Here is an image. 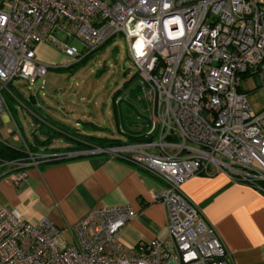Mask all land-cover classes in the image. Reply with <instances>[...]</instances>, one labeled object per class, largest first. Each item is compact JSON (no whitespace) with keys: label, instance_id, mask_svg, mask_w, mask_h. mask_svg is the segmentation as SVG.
I'll return each instance as SVG.
<instances>
[{"label":"built area","instance_id":"built-area-1","mask_svg":"<svg viewBox=\"0 0 264 264\" xmlns=\"http://www.w3.org/2000/svg\"><path fill=\"white\" fill-rule=\"evenodd\" d=\"M119 33L136 77L115 101L132 107L144 138L27 152L0 166L16 170V182L27 165L52 158L132 161L165 184L154 198L166 207V239L123 242L118 231L135 216L129 204L91 207L65 230L0 205V264H232L180 184L221 171L264 194V106L254 110L241 87L245 74L264 86V0H0V116L15 78L44 86L48 65L36 58L37 43L85 55Z\"/></svg>","mask_w":264,"mask_h":264},{"label":"crops","instance_id":"crops-1","mask_svg":"<svg viewBox=\"0 0 264 264\" xmlns=\"http://www.w3.org/2000/svg\"><path fill=\"white\" fill-rule=\"evenodd\" d=\"M74 144L76 138L63 133V139L55 144L51 140L49 147ZM43 147L40 144L37 150H65H41ZM25 169L26 175L14 182L16 170L0 166V172L6 170L0 175V205L16 209L33 223L46 217L65 230V225L91 207L129 204L135 216L118 231L123 242L134 245L142 239H166V207L154 198L165 184L135 164L90 154L57 162L40 161ZM180 190L219 235L232 264H264L263 193L249 184L232 181L221 171L192 175L181 182Z\"/></svg>","mask_w":264,"mask_h":264},{"label":"rangeland","instance_id":"rangeland-1","mask_svg":"<svg viewBox=\"0 0 264 264\" xmlns=\"http://www.w3.org/2000/svg\"><path fill=\"white\" fill-rule=\"evenodd\" d=\"M73 43L81 47L77 40ZM34 50L36 58L48 65L44 86H39V80L28 83L22 78L9 84L15 96L4 93L9 112L2 115L0 139L22 147L25 141L31 143L47 134L54 144L58 143L63 131L127 137L117 129L112 102L113 92L128 88L136 77V66L122 33L113 35L82 59L84 55H68L46 42L37 43ZM241 87L254 110L264 106V86L258 76L245 74ZM119 114L125 129L132 130V107L122 102Z\"/></svg>","mask_w":264,"mask_h":264},{"label":"trees","instance_id":"trees-1","mask_svg":"<svg viewBox=\"0 0 264 264\" xmlns=\"http://www.w3.org/2000/svg\"><path fill=\"white\" fill-rule=\"evenodd\" d=\"M93 51H91L90 53H87V54H91ZM87 54L82 56L80 59L87 56ZM80 59L74 61L73 63L79 61ZM125 89L126 88H119V89L115 90L112 94V98H113L112 102H113V112H114V115L116 118V123H117V129L121 133L126 134L127 135L126 138H121L119 136L107 137V136H101V135H96V134H92V133H84V132H80V133L75 134V133H68V132L63 131V133L70 134L73 137H75L77 140V144L63 146V147H49V144L52 140V137L49 134L45 135L43 139H35L31 143H27L25 141L26 146H22V147L13 146V145L5 142L4 140L0 139V158L13 159V158L20 157V156H26L27 152H37L39 150V149L37 150V148H39L40 144H43V146H44L43 149H41V150H52V149H58V148L59 149L64 148L65 150H67V149H78L80 147L88 148V147H91L93 145L108 147V146H113V145H116V144H119V143L125 142V141L142 140L144 138V135L141 133L142 128L135 127L136 120L134 119L135 118L134 111H133L134 117H132V124L130 123V128H132V130L127 131L125 129V127L123 126L122 120H120V119L118 120L119 107H120V104L124 101L116 102L115 99L119 95V93H121ZM125 103H127V102H125ZM120 126L123 127L124 131H121ZM100 154H105V153H100ZM86 155H90V154H86ZM80 156H85V154L77 155V157H80ZM64 159H67V158H52V159H49L47 161L57 162V161H62ZM116 159L124 160L126 162L134 164L132 161L122 159L119 157H116Z\"/></svg>","mask_w":264,"mask_h":264}]
</instances>
